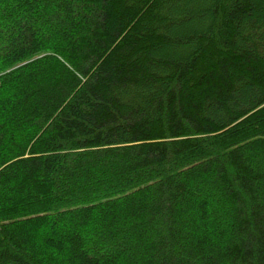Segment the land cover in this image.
I'll return each instance as SVG.
<instances>
[{"label":"trees","instance_id":"trees-1","mask_svg":"<svg viewBox=\"0 0 264 264\" xmlns=\"http://www.w3.org/2000/svg\"><path fill=\"white\" fill-rule=\"evenodd\" d=\"M0 264H264V0H0Z\"/></svg>","mask_w":264,"mask_h":264}]
</instances>
